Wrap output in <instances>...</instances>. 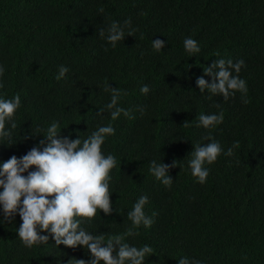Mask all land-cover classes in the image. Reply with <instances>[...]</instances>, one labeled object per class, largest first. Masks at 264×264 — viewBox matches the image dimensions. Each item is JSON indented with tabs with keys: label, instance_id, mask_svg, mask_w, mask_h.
I'll use <instances>...</instances> for the list:
<instances>
[{
	"label": "trees",
	"instance_id": "obj_1",
	"mask_svg": "<svg viewBox=\"0 0 264 264\" xmlns=\"http://www.w3.org/2000/svg\"><path fill=\"white\" fill-rule=\"evenodd\" d=\"M113 22L125 33L115 47L99 35L105 29L107 36ZM188 37L199 53L185 50ZM154 39L165 41L161 51ZM221 58L245 61L239 76L246 95L225 100L200 91L197 79L211 83L204 68ZM61 65L69 71L57 80ZM0 66V98L21 97L12 140L0 141V164L37 146L53 121L61 136L82 140L99 126L114 127L102 145L117 159L110 173L113 211L97 210L83 221L88 232L108 238L133 228L138 234L124 242L152 247L145 264H179L185 257L190 264H264V0H0ZM106 86L121 91L118 106L129 116L111 119ZM221 112V124L198 126L200 114ZM209 133L223 152L205 164L209 176L201 184L189 161ZM237 141L233 155H226ZM153 160L176 161L171 187L152 175ZM143 195L154 223L134 228L127 214ZM20 224L18 212L6 218L0 205V264L92 259L84 246L57 245L48 232H41L48 243L27 248Z\"/></svg>",
	"mask_w": 264,
	"mask_h": 264
},
{
	"label": "clouds",
	"instance_id": "obj_2",
	"mask_svg": "<svg viewBox=\"0 0 264 264\" xmlns=\"http://www.w3.org/2000/svg\"><path fill=\"white\" fill-rule=\"evenodd\" d=\"M99 11L103 12L104 9ZM130 23V19L125 21V25ZM106 31L107 36L105 29H100L99 35L106 38L112 47L124 40V30L117 22L111 23ZM129 35H133L132 31ZM152 46L156 51H161L165 47V41L154 39ZM184 47L189 53L201 51L198 42L191 37L185 38ZM244 66L243 59L235 63L231 59H218L211 67L204 68L205 75L212 77L211 83L203 76L196 83L202 93L207 89L212 95H222L225 100L234 97L236 92L246 95L247 82L239 76ZM68 71L66 66L61 65L56 79H62ZM234 72L236 75H233ZM3 73L4 68L0 66V76ZM3 87L0 82V88ZM149 90L148 85H143L140 89L144 94ZM104 91L111 92V102L106 105L111 119H118L121 113L125 117L129 116V110L118 106L121 91L112 86H106ZM243 102L249 101L245 99ZM20 107L19 94L12 98H0V141H8V145L12 140V130L17 127L14 117ZM103 111L104 109L100 110L101 113ZM196 120L198 126L210 129L223 122V113H202ZM183 126L189 127L188 121ZM59 127V122L53 121L43 134L45 139H41L37 146L22 157L13 155L0 164V188L3 189L0 191V205L5 217L10 219L18 212L22 219L18 236L27 248L48 243L49 236L41 235V232H48L57 245L63 244L71 248L84 246L90 251L91 260L75 258L74 264H145L146 257L153 253L152 247L144 245L138 248L124 242L126 236L138 234L133 228H129L123 235L106 238L102 234L90 233L82 226L83 221L90 222L95 218L97 210L108 215L113 211L110 173L117 166V159L112 154L105 155L102 145L107 136L115 134L114 127L111 124L99 126L83 140L80 137L72 139L70 136H61ZM203 139L209 142L196 144L189 161L192 176L201 184L209 176V169L205 164H213L223 152L221 144L212 139L210 133ZM238 147L239 142H234L226 155L232 156L233 148ZM150 163L149 170L156 180L171 187L173 179L169 175V169L177 166L176 161L171 165L157 163L155 160ZM33 166L35 170H30ZM147 203L148 196H140L128 212V219L132 221L134 228L141 225L150 228L154 223L152 217L145 213ZM155 215L157 213L154 212L153 216ZM68 264H73L72 259ZM179 264L190 262L185 257L179 260ZM193 264L201 262L195 261Z\"/></svg>",
	"mask_w": 264,
	"mask_h": 264
}]
</instances>
